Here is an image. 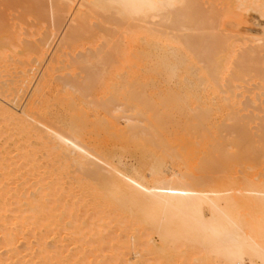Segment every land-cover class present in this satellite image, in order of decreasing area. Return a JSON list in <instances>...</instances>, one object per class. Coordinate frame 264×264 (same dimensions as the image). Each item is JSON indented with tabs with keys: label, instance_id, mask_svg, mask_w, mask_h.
<instances>
[{
	"label": "bare ground",
	"instance_id": "bare-ground-1",
	"mask_svg": "<svg viewBox=\"0 0 264 264\" xmlns=\"http://www.w3.org/2000/svg\"><path fill=\"white\" fill-rule=\"evenodd\" d=\"M248 28L254 36L232 38ZM10 70L7 80L26 97L20 113L3 104L13 94L1 78ZM177 72L251 94L256 114L237 138L238 181L224 175L234 165L224 144L203 129L190 138L195 172L151 167L148 183L83 143L99 145L79 124L46 122L56 113L44 105L45 89L71 112L79 107L80 121L89 109L141 132L157 122L154 78ZM0 78V96L10 91L0 100V264H167L168 247L180 244L197 262L264 264V99L252 94L264 92V0H0Z\"/></svg>",
	"mask_w": 264,
	"mask_h": 264
},
{
	"label": "rangeland",
	"instance_id": "rangeland-1",
	"mask_svg": "<svg viewBox=\"0 0 264 264\" xmlns=\"http://www.w3.org/2000/svg\"><path fill=\"white\" fill-rule=\"evenodd\" d=\"M44 26L46 27L47 25L45 24ZM11 30L10 32L8 31L7 34L15 32L14 29ZM250 30L251 32L249 33L248 31ZM252 31L256 32V28H248V30L243 31L244 35H241V32L240 36L235 34V37L233 36L232 38L246 37L247 34H245V32L249 33L247 36L250 37L249 35H251ZM21 32L23 31L21 30L19 33ZM252 35L254 36L255 34L252 33ZM34 38L37 39L36 36L32 39ZM58 38L56 37L54 38V41L52 40L53 42H50L49 53L54 50L53 47L55 46V43H57ZM230 42L238 43L239 41L237 42L236 39H230ZM235 45H241L242 47V44ZM14 49L15 48L12 47V50ZM9 53L12 55L13 52L10 51ZM13 73L14 72L10 70V75L8 74L1 78L6 84H8V82L10 83L9 86L6 85V87L12 88L10 91L13 90L11 93L17 94L15 100L17 98L18 100L16 103L11 100L14 97L13 94H11V98L7 96V99L8 97L10 98L8 100L9 102L11 101L12 103H15L14 105L10 102L12 105L9 103V106H7L8 102L5 100V97L7 94H10V91H7L8 93H6L5 96H0V100L2 101L4 98L6 102L3 103V100L2 103L4 105L7 103L6 107L8 109L11 107L10 109L12 110L14 108L13 112L16 113L19 110L21 111L26 97H22L21 93H17L19 90L15 89V86H17L16 83L14 84L7 80L9 76L10 79L13 80V75L15 74ZM11 74H13L12 78ZM154 79L155 87H157V89L153 93L149 105H151L152 108L151 112L153 113V120L155 119L157 122L153 121L154 123L148 127L145 125V128H142L141 132L134 133L130 131L127 126H124L122 120H119L117 125L113 126V124L107 119L97 118V116L91 114L93 110L90 111L89 109H87L89 115L86 120L80 121L77 118L81 115L78 113L79 107L75 106L73 108L74 111L71 112V110H69L71 109L69 102H60L59 99L61 97L54 94L52 90L49 91L47 89L44 90L46 97L44 105L52 114H56L52 115L51 119L46 120V122L47 124L57 126L62 130L64 126H62L61 123H55L52 120V117L59 116L64 121L67 119L73 123L79 124L81 128L85 129L91 139H96L97 143L99 142V145L92 146L88 139L85 138L82 139L83 143H87L96 153L122 172L136 177H144L146 172H148V169L156 166L160 168L161 172L168 176H170L173 171H179L180 169L181 171L183 170L184 173L195 172L194 168L197 166L198 157L192 155L196 148L193 146L192 148L194 150L191 152V145H193L194 142L191 144L192 140L190 138L196 141L197 133H201V129H203L204 135L208 139H215L217 145L224 144V158H226V164L231 160H233L234 164L231 169H228V166H225L224 175L227 174L228 170H231L235 173L233 178L235 181H238L239 178L243 176V167L242 164L237 163V159L240 158L238 157V154L241 151V140L238 142L237 138L240 129L245 127V125H248L249 115H252L253 112L256 114V110L254 108H249L246 103V98L251 94L246 92V90L240 86L227 88L226 85L221 83V81L217 84L213 82L211 83L210 81L212 80L209 77L201 76L194 72L190 74L182 72H177L174 75L162 74L156 76ZM251 83L249 84L251 85ZM15 90L17 91L15 92ZM253 90L252 94L255 90L258 93V95H255L256 93L253 94L255 99L256 97H258V100L259 98L260 100L261 98L264 99L263 89L259 90L258 88V90ZM19 95H21L20 99ZM232 96H235L233 102L231 100ZM96 98H98L97 101H99V103L102 101L100 96L97 95L95 101ZM20 111L18 113H20ZM159 123H175L178 125L180 132H165L164 130H161L158 125ZM1 124L2 122L0 125ZM1 137L4 140V137ZM230 139H232V141H230ZM3 140H0L1 145ZM9 141L10 140L7 142ZM184 143L189 146H186ZM185 146L186 148H184ZM181 156L186 158V162H178V159ZM185 169H187L188 172H186ZM144 180L148 183H153L148 175L144 177ZM233 187L236 188V186ZM205 214L207 216V211H205ZM136 226L138 228L142 226V224ZM136 230L140 231L141 227ZM149 238L153 244H158L159 240L156 234H151ZM179 244L180 243L175 245ZM169 248L170 247H168L167 250V264H213L212 259L204 260L205 263L204 261L197 262L195 260V256L197 255L191 252L192 250L183 244L176 246V248L174 246L173 249Z\"/></svg>",
	"mask_w": 264,
	"mask_h": 264
}]
</instances>
